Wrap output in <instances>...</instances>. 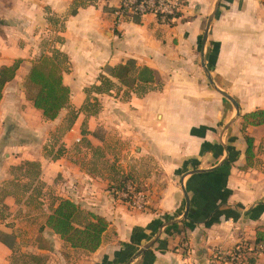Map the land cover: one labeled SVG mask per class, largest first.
Returning a JSON list of instances; mask_svg holds the SVG:
<instances>
[{"label":"crops","instance_id":"crops-1","mask_svg":"<svg viewBox=\"0 0 264 264\" xmlns=\"http://www.w3.org/2000/svg\"><path fill=\"white\" fill-rule=\"evenodd\" d=\"M169 1L182 3L173 25L153 14L117 23V0H76L75 16V0H0V67L22 61L0 100V185L34 163L38 201L47 188L49 208L70 200L108 223L94 253L44 229L49 249L31 247L43 264H218L214 250L264 233V125L243 128L242 120L264 111V0ZM56 53L66 57L69 108L46 121L24 82L36 60ZM129 61L154 72L140 95L107 73ZM103 77L115 88L95 93L101 109L86 116L81 108ZM119 89L129 90L126 100L111 97ZM67 114L68 128L56 133ZM245 136L254 159L243 170ZM109 137L129 149L118 154ZM47 138L54 143L44 154ZM125 178V187L144 188L141 210L116 194ZM0 200L15 198L0 190ZM10 254L0 243V264ZM261 262L264 254L245 264Z\"/></svg>","mask_w":264,"mask_h":264},{"label":"trees","instance_id":"trees-1","mask_svg":"<svg viewBox=\"0 0 264 264\" xmlns=\"http://www.w3.org/2000/svg\"><path fill=\"white\" fill-rule=\"evenodd\" d=\"M80 5L73 3L69 12L70 16H75ZM181 13H175L173 17L179 19ZM170 15L166 16V24L173 25L170 21ZM133 21L139 22L141 16L133 15ZM160 22V21H159ZM66 62V57L61 53L54 56H43L36 60L24 82L25 96L32 103L33 107L42 113L46 121H54L58 118L63 109L69 108L70 90L62 81V64ZM22 61L17 60L11 66L0 67V100L5 85L11 82L16 75ZM107 73L117 82L130 90H134L137 95L145 92V86L154 83V72L147 68H137L132 61L125 65L107 69ZM115 88V85L108 78H101L99 86L94 87L97 94H107ZM85 105L81 111H86ZM243 128L248 126L256 127L264 125V111H255L242 116ZM247 150L245 153V166L243 170L251 167L253 164V140L245 136ZM27 166H34V163H25ZM130 182L128 179L122 180V183L115 189L119 192ZM108 223L101 217L91 214H84L79 207L70 200H61L55 208H52L50 214L46 216L44 225L38 231L37 248L39 250H48L49 244L44 239L42 233L48 229L54 235L58 236L64 243L73 249L82 250L88 253H94L100 247L102 236L107 230ZM0 243L11 251V264H43L44 258L38 254H23L18 251V244L15 236L0 231ZM254 243L264 244V233L257 232ZM19 257L16 260L15 257ZM26 260L19 263V260ZM253 261H251L252 263Z\"/></svg>","mask_w":264,"mask_h":264},{"label":"rangeland","instance_id":"rangeland-1","mask_svg":"<svg viewBox=\"0 0 264 264\" xmlns=\"http://www.w3.org/2000/svg\"><path fill=\"white\" fill-rule=\"evenodd\" d=\"M114 93L111 95L112 98H121V100H126L128 96V89H119L114 90ZM96 92L94 89L90 90L88 95V105L86 106V116L94 115L96 116L97 113L100 111V102L99 99L94 97ZM71 112V111H70ZM63 122L59 123L57 126L56 133H61L65 131L72 119V116L65 117ZM88 126L83 123L81 127V131L85 132ZM98 134L102 136V133L98 131ZM107 145L113 150H117V153L121 155V152L126 151L129 149V145L119 144L115 141V138H106ZM52 138H47L42 145V152L44 154L48 153L53 145ZM86 143H83L85 146ZM107 168H103L102 171H107ZM38 169L36 166H27L22 164L17 169H11L10 174V183L9 184H2L0 185V190H2L3 194L8 193L11 197L15 198L14 203L10 201L8 205L3 203V200H0V231L5 232L7 234H12L15 236L18 251L23 254H34L31 250L33 245H37V238H38V231L44 224L46 216H47V209L53 208L50 207V202L53 198V195L49 193V189L42 188L40 193L44 194L43 202L38 201L40 197L37 191H32L33 186L35 183V174L37 173ZM118 187V185L116 186ZM115 188V187H113ZM139 192L143 193V189L140 186L136 188ZM24 203V204H23ZM3 227V228H2ZM19 258L18 256L15 257L14 260ZM26 260L20 259L19 263H23ZM9 262L11 264V254L9 256ZM45 263V260H44ZM264 264V262H261Z\"/></svg>","mask_w":264,"mask_h":264},{"label":"built area","instance_id":"built-area-1","mask_svg":"<svg viewBox=\"0 0 264 264\" xmlns=\"http://www.w3.org/2000/svg\"><path fill=\"white\" fill-rule=\"evenodd\" d=\"M118 6L115 9L114 16L116 22L123 21L126 18H131L133 15L141 17L147 14H153L161 22H167L166 16H171V22L177 19L173 17L175 13H180L182 7L181 2H172L169 0H117ZM120 199L128 207L141 210L145 204V196L139 192L135 186L128 185L117 192ZM183 248H187L184 243ZM264 254L263 243H239L231 250L223 251L220 249L214 250L212 257L214 262L218 264H245L248 260L256 258Z\"/></svg>","mask_w":264,"mask_h":264},{"label":"water","instance_id":"water-1","mask_svg":"<svg viewBox=\"0 0 264 264\" xmlns=\"http://www.w3.org/2000/svg\"><path fill=\"white\" fill-rule=\"evenodd\" d=\"M185 216H186V215H185ZM185 216H184V217H185Z\"/></svg>","mask_w":264,"mask_h":264}]
</instances>
